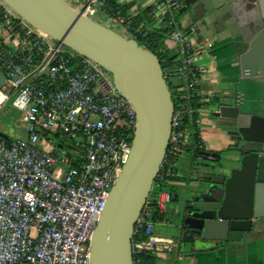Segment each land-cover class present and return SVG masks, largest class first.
<instances>
[{"label":"built area","instance_id":"2783aa9c","mask_svg":"<svg viewBox=\"0 0 264 264\" xmlns=\"http://www.w3.org/2000/svg\"><path fill=\"white\" fill-rule=\"evenodd\" d=\"M78 1L83 14L112 28L128 21L109 0ZM156 6L172 28L178 57L162 68L172 85L173 111L152 189L174 176L184 152L205 148L195 134L202 73L194 63L197 49L180 25L181 2L159 0ZM0 72V87L14 94L27 129L26 138L0 141V264H90L94 227L130 153L135 110L108 70L32 27L2 1ZM66 144L74 152L62 150ZM170 199V192L159 190L137 217L134 264H141L142 254L177 245L153 228L155 211Z\"/></svg>","mask_w":264,"mask_h":264},{"label":"water","instance_id":"95a60500","mask_svg":"<svg viewBox=\"0 0 264 264\" xmlns=\"http://www.w3.org/2000/svg\"><path fill=\"white\" fill-rule=\"evenodd\" d=\"M1 1L32 27L108 70L116 89L133 106L130 153L94 227L90 264H134V224L152 190L171 130L173 99L158 57L67 0ZM248 1L180 0L186 34L212 42L231 39L237 48L232 89L218 90L209 109L211 115L231 120L225 132L235 142L223 157L201 151L200 170L195 160L190 169L193 176L202 172L198 178L204 181L188 203L197 210L189 215L198 222L191 224L192 231L207 239L203 247L209 240L239 242L264 218V16L250 15ZM4 84L0 72V86Z\"/></svg>","mask_w":264,"mask_h":264},{"label":"crops","instance_id":"0c3cea01","mask_svg":"<svg viewBox=\"0 0 264 264\" xmlns=\"http://www.w3.org/2000/svg\"><path fill=\"white\" fill-rule=\"evenodd\" d=\"M110 1V0H109ZM118 6H126L132 3L123 12L127 14L128 21L125 26H116L120 31L126 32L129 17L139 14L143 17V22L150 29H158L159 27L168 26L167 21L162 17V13L156 6L159 0H113ZM153 8L149 11V6ZM247 12L255 19L264 16V0H249L245 4ZM180 25L187 24V17L180 15ZM164 38V45L168 49V55H175L177 59V45L171 38V27ZM186 30V29H185ZM128 35L129 33L126 32ZM254 35V34H253ZM197 49L194 56V63L201 68L202 81L200 85L202 100L201 112L198 115V132L199 138L204 142L207 149H219L221 152L229 149L235 142L234 137L226 134V125L231 120L224 117L211 115L210 108L214 107L217 100L218 90L232 89V82L236 79V68L233 66L236 60L233 41L226 39L224 41H214L201 39L195 34L188 35ZM252 37V36H251ZM242 44L241 47H245ZM241 49V48H239ZM212 95V93H215ZM0 141L4 139L14 140L11 138L10 121L17 119L25 123L24 115L18 116L17 113L10 110L7 105L10 98L9 89L0 87ZM13 107V101L11 103ZM14 108V107H13ZM184 154V155H183ZM176 161L174 166V176L172 180H181L184 178L183 173L190 169L188 164L196 160L195 156L190 151L184 152ZM188 173V172H187ZM189 179L188 195L193 198L195 191L198 188L199 178L191 177ZM195 179V180H193ZM201 184V183H200ZM199 184V185H200ZM172 200V198H171ZM168 206L160 216H155L154 232L159 235L172 237L177 245L171 251H161L156 254L157 264H264V218L255 221L254 228L251 232L246 233L243 239L239 242H230L226 240L211 241L207 247V239L195 234L192 225H189L188 220L172 222L171 217L176 215ZM190 219V218H189ZM189 228V229H188ZM193 230V231H192ZM196 239L204 241L198 243Z\"/></svg>","mask_w":264,"mask_h":264},{"label":"trees","instance_id":"16d2710c","mask_svg":"<svg viewBox=\"0 0 264 264\" xmlns=\"http://www.w3.org/2000/svg\"><path fill=\"white\" fill-rule=\"evenodd\" d=\"M110 5L113 8V11L120 12L121 14L127 16L123 11L129 7L132 3L126 4V6H118L114 3L113 0H110ZM149 11L153 8L152 6H149ZM126 32L129 33L130 37H133L138 41V43L148 49L150 52L154 53L158 59L159 62L164 68V66L167 64L168 61L170 63L174 64L176 61H174L175 55L169 56L168 55V49H166L164 45V38L167 36V32L170 30L169 26L166 27H159L158 29H150L146 26V24L143 22L142 15L136 14L131 15L129 17V22L127 24ZM122 32V31H120ZM167 61V62H166ZM169 89L172 88L171 84H168ZM44 136L47 135V132L42 133ZM195 134L198 135V127L195 128ZM12 140L4 139L3 142L9 144ZM173 176H167L165 181L157 188L153 187L152 194L150 193L146 203L150 201L152 198L151 196H154L158 193L159 190H162L165 188L164 184L172 180ZM152 206V205H151ZM157 257L154 253H145L141 255V264H157L156 261Z\"/></svg>","mask_w":264,"mask_h":264},{"label":"rangeland","instance_id":"374dc122","mask_svg":"<svg viewBox=\"0 0 264 264\" xmlns=\"http://www.w3.org/2000/svg\"><path fill=\"white\" fill-rule=\"evenodd\" d=\"M1 1V0H0ZM71 5L77 7L78 9H82V4L80 1L78 0H67ZM116 31H120L121 29H119L118 27L114 26L113 27ZM10 98L8 100V103L6 106L9 107L10 110L14 111L15 113L19 115H21V113H23L21 110H19L18 108H16L14 105L12 107L11 103L13 101V98H14V94H10ZM10 127L12 128L11 130V138H26L27 137V129H26V125L24 122L22 121H19L18 119L16 121L12 120L10 121L9 123ZM64 151H68V152H74L73 149H71L67 144L64 145L63 149ZM184 155V154H183ZM222 155L224 156L225 155V151L222 152ZM193 162V161H192ZM197 165L195 166L197 171L200 170L199 167H198V163L200 162V159H196L194 161ZM192 165L191 161L190 163L188 164V167H187V170L188 168ZM188 172V173H187ZM186 173H183L182 176H184L183 179L181 180H169L167 181L164 186H165V190H167L168 192H170L171 195L175 194L176 195V199H172L170 200L169 203H167L166 206H168L170 209H176L178 210L180 213H182V206H181V197H182V189H190L191 190V186H189V179H192L190 173H189V170L187 171ZM199 173H202V172H199ZM195 180V179H193ZM204 184V181L203 179L199 180V183L197 186H199V184ZM152 191V190H151ZM152 194V192H150ZM152 197V196H151ZM179 214L177 215H174L172 216L171 218V221L172 222H175V221H179L178 220V217ZM156 227L158 224H156ZM155 225H154V228H155ZM172 238V237H171Z\"/></svg>","mask_w":264,"mask_h":264},{"label":"flooded vegetation","instance_id":"af4514ba","mask_svg":"<svg viewBox=\"0 0 264 264\" xmlns=\"http://www.w3.org/2000/svg\"><path fill=\"white\" fill-rule=\"evenodd\" d=\"M205 150L215 151V152L219 153L220 157H223L222 152L219 149H207V148H204V149H197V150L190 151V152L197 159L198 156H200V154H201L200 152L201 151H205ZM199 175H201V173L195 174L194 175V178H198ZM191 176L193 177V175H191ZM188 192H189V189H182V198H181V201H180L181 202V206H182V213H180L176 209H173L172 212L175 213L176 215L179 214L178 217H179V219L181 221L188 220L189 225H191V224H197L198 222L192 220L191 218L189 219L190 213H195L197 210L188 206V203H189V195H188ZM175 199H176V195H175ZM166 208H167V206L165 207V209L163 211H158V210L155 211L153 218H155V216H160L161 213H163L166 210Z\"/></svg>","mask_w":264,"mask_h":264},{"label":"bare ground","instance_id":"6f19581e","mask_svg":"<svg viewBox=\"0 0 264 264\" xmlns=\"http://www.w3.org/2000/svg\"><path fill=\"white\" fill-rule=\"evenodd\" d=\"M0 97H1V95H0Z\"/></svg>","mask_w":264,"mask_h":264}]
</instances>
